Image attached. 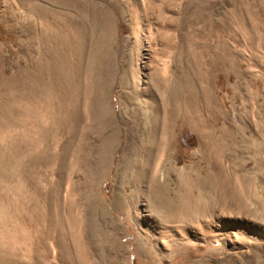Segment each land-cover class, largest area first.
Segmentation results:
<instances>
[{
	"label": "bare ground",
	"instance_id": "6f19581e",
	"mask_svg": "<svg viewBox=\"0 0 264 264\" xmlns=\"http://www.w3.org/2000/svg\"><path fill=\"white\" fill-rule=\"evenodd\" d=\"M44 1L47 3L45 8L31 6V4L28 8V12L33 11V15H39L41 22L39 35L35 33L32 38L33 44H40L42 50V56L36 61L34 71L26 76L19 74L20 76L12 80L4 78L0 72V89L11 88L16 93L13 96L10 95L11 97L7 95L3 100H0V264H101L99 258L97 259L96 254L93 253L97 248L99 250L100 244L95 248L92 243L88 244L85 239L87 223H64L62 217V210L65 209L70 218L71 205L74 206V203H71V198L65 202V194L68 197L73 190H78V188L81 194L85 191H82V188H88V191L92 189L96 175L99 176L103 173L100 169L101 163L107 166L106 162L107 164L112 162L110 152L114 151L118 144L119 131L116 128L114 133L107 132L108 135L103 138L99 148H95V144L92 143L95 128L90 127L91 119L87 127L81 126L85 123L80 124L81 118L79 116L82 114L78 115L80 106H77L79 100L77 101L75 86L78 82L74 84V78L70 77L69 71L74 67V63L73 66L70 64V57L74 49V37L77 36L75 26H77L78 21L74 16L67 13V9H72L74 6L77 14H81V20L85 12L88 13V11L96 8H92V3L87 0ZM182 1L144 0L150 6L147 9L142 6L143 3L134 0L137 7L136 11L140 12L141 20L146 22L143 25L147 29L145 31H148V37L146 36L147 38L143 40L144 44L141 47L143 51L141 63L135 65L129 60V67L123 72L125 77L128 80L132 79L131 81L134 83L130 97L125 94V97H129V100L126 98V101H130L134 107L130 113L128 112L130 122L127 124L128 130L121 145L125 157L123 163L127 164L130 171L129 185L132 186V190L129 193V201H123L124 197L118 196L115 198L114 207L130 210L127 215L137 232L134 240L135 249L139 256L143 254L149 260L152 259V250L154 249L161 260L173 263L177 257L185 253L184 251L190 245L200 244L211 247L208 251L210 255L228 257L220 260V264H264V218L261 222L255 220L256 209L254 211L252 208L249 197L253 193L251 190L254 189L250 186L251 179L238 174L229 175L227 173L225 170L227 167L222 164L221 159L228 150V146L221 142V138H216V132L212 129V131H206L205 134L212 136L211 141L200 140V156L202 160L211 164L210 173L206 177L202 178V173L197 165L191 168L187 166L179 168L173 162L174 153L172 152L175 146L173 145L172 133L178 112L181 110L195 114L199 111L201 113L212 112V108L208 106L210 104H207V89L203 86L199 88L192 86L188 69L183 72L182 81L175 80L177 77L172 78L173 75L170 77V74H163L164 71L161 73L162 68L160 71V68L155 65V68L152 66V70L148 69L150 65L149 63V66L147 65V61H152L150 59L152 57L151 37L148 38L150 33L151 36L152 33H155L151 31L158 32L166 48L175 51L176 37L174 34L179 29L189 27L191 18L187 15H189L188 8L190 5L183 7ZM196 1L201 5L194 19L201 21L209 15L213 2ZM237 4L238 1L235 2L233 11L237 21L242 23L246 20V15H249L248 18L250 19L255 18L256 15L252 12L242 13ZM249 7L251 8V5ZM100 9L98 7V10ZM133 11L132 14L136 21L137 13L135 10ZM104 13V26L108 31L111 29L110 25H113L114 17L109 9ZM169 13L177 15V17ZM154 20L155 26L153 25L154 22H151ZM104 41L106 45V38ZM110 43L107 45L108 49L104 55L103 66L106 70L112 65V60H114L112 58H115L113 52L109 51V46L112 44ZM135 45L137 44L135 43ZM180 55L181 62L183 63V60L186 62L187 53L181 52ZM194 62L198 65L197 75L199 77H197L200 78L204 75L200 66L202 63H200V59L196 58ZM99 64L100 62H98ZM148 71H150L152 78L153 84L150 83L151 85H149V81L145 80V76L149 74ZM57 73H60L58 78L61 76L62 79L58 87L57 108L53 112L44 110L45 118L41 122H37L35 114H32L29 109V105L23 104L22 96L24 93H28L30 89H37L36 91L41 94L45 93V100L47 103H51L52 95L47 93V90L54 86L50 78ZM103 83L101 81V84ZM190 84L191 88H189ZM98 89L96 91L98 96L95 93L96 96L92 97V94L89 93L86 99L97 120L102 124H110L113 122L111 121L113 117L111 118L110 105L104 94L99 95ZM89 90L91 89L88 88ZM139 97L149 99V102L142 100L145 105L143 106L145 112L141 113L143 114L141 116H149L147 120L139 117L141 112L140 104L137 103ZM159 98L162 99L161 102L164 101L165 105L160 104ZM19 112L21 113L18 114ZM195 116L197 118V115ZM113 124L111 125L114 126ZM36 129L41 132V141L44 147L41 150L42 153L39 152V154L41 153V158L39 157L41 160L38 161H35L34 157L36 156V159L38 157L37 151L41 142L38 143L34 139L33 130L36 131ZM200 130L202 134V129ZM53 144L59 149L53 150ZM37 145L38 147H36ZM69 159H71L70 162ZM26 160L28 162L33 160L30 167L24 166ZM164 163L168 165V168L166 173H161V165ZM10 164L13 167L12 174L10 173L12 177L7 176L5 171L7 165ZM36 164H40V168L43 169L41 171L43 174L38 175L39 177L37 174L36 177L35 174L32 175ZM80 165L87 172L83 183L78 176V166ZM96 170H100V172L97 173ZM173 176L175 177L174 180L171 179ZM38 178L42 179L38 181ZM169 179L175 182V188L169 187ZM41 181L45 183L44 191L39 187ZM26 182L33 186V192L30 194L25 192ZM232 184H235L236 188L234 187V189H238L236 192L229 190V186ZM3 187L6 188L5 192L10 191L9 194L1 193ZM207 189L211 192H208ZM249 192L251 193L249 194ZM261 204L264 206V200ZM261 210L264 211V209H257V211ZM114 229L118 234H122L119 228L115 227ZM69 239L70 244L67 242ZM217 242H222V246L216 249L214 244ZM111 245L113 244L107 243L103 247L107 248ZM111 248L113 249V247ZM244 249H250V252L237 254V251ZM71 250L74 257H70ZM136 250L134 251L136 252ZM120 256L122 255L120 254ZM123 256L125 255L123 254ZM194 264H208V262L197 258Z\"/></svg>",
	"mask_w": 264,
	"mask_h": 264
},
{
	"label": "rangeland",
	"instance_id": "374dc122",
	"mask_svg": "<svg viewBox=\"0 0 264 264\" xmlns=\"http://www.w3.org/2000/svg\"><path fill=\"white\" fill-rule=\"evenodd\" d=\"M87 1L89 3L91 2L92 8H96L97 10L93 9L88 11V13L85 12L84 15H82L83 18L81 20V14H77L74 6H72V9H67V13H69L71 16H74L78 21L77 26H75V34L77 36L74 37V49L72 51V55L70 53V64L73 66L74 63V67L71 70L69 69L71 75L70 77L74 78V84L78 82V84L75 85L77 89L76 97L78 96L77 101L79 100L77 102V106H80L79 108L77 107L79 113L77 114H82V117L79 116V118H81L80 124H85H82L81 126L87 127L88 124L92 122L90 127L95 128V139L94 136L92 138V143L95 144V148H99L100 143H102L104 140L103 138L108 135L107 132L110 131L109 133H114L116 132V128L117 131H119L117 141L120 146L117 144L114 151L110 152L112 162L109 164L106 162L105 164L107 166L101 163V168H99L103 173H101L99 176L96 175L95 184L92 189H89L88 191V188H82V191L85 190L86 192L84 191L81 194V192L78 191L80 190L78 188V190H73L72 194L68 195V197H66L67 194H65V202L71 198V203H74V206L71 205L70 218L69 213L65 209L62 210L63 222L87 223L85 239L88 244L92 243L95 248L100 244L98 246L100 251L97 248V251L94 250L93 253L96 254L97 259L99 258L101 264H194L197 258L207 261L208 264H220V260L228 257L212 254L210 255L208 251L211 249V247L200 244H197L196 246L190 245L188 248H186L187 250L184 251L185 253L177 257L173 263H170V261L161 260V257L158 256L156 253L157 251L154 249L152 250L153 256L151 260H149V258L143 254L139 256L137 250L135 249L134 240L136 238L137 232L135 231L136 229L133 222L131 223L129 221V217L127 215L130 210L128 211L127 208L122 210V208L118 209L114 207V201L118 196L121 198L124 197L123 201H129V193L132 190V186L129 185L130 171L127 164L123 163L125 157L121 145L125 140V134L128 130L127 124L130 122L129 113L134 107L130 104V101L128 102V98L130 97V92H132V86L134 83L131 81L132 79L128 80L123 72L128 69L130 63L129 60H131V62H133L135 65L141 63L143 52L141 47L144 44L143 40L148 37V31H145L147 29L143 24L146 22L141 20L140 12L138 13V11H136L137 7L134 0ZM137 1L143 3L142 6H144V8H150V6L145 3L144 0H142V2L141 0ZM207 1L213 2L212 7L209 11V15H207L204 20L201 19V21L200 19H194L201 3L199 4L196 0L182 1L183 7H186V5L188 7L190 5L191 7L188 8L189 15H187V17L191 18V22L188 24L189 27H186V29H179L174 34L176 37L175 51L166 48L163 40L161 39V35L158 32L155 30L151 31L155 32L152 33V36L150 33L148 38L150 39L151 37L152 57L150 59H152V61H147V65L149 63L150 66L148 65V69L150 70H152L151 68L153 67L155 68V66L160 68V71L162 68L161 73L164 71L163 74L165 75L170 74V77L173 75L172 78L175 76L177 78L174 79L178 81L183 80V72L188 69L192 86L194 85L197 88L203 86L207 89V104H210L208 106L212 108V112L201 113V111H199L197 114L190 111L186 113L182 110V112H178V115L174 121L172 133L173 145L175 146L174 150L172 149V153H174L173 162H175L179 168L184 166L191 168L197 165L199 166L198 168L202 173V178L206 177L210 173L211 164L202 160V157L200 156V140L202 139L201 141L204 140V142L211 141L212 136L205 133L208 130L215 131L216 138H221V142H224V144L228 146V150L225 152V154H223L224 156H222L221 159L222 164L227 167L225 168L227 173L229 175L238 174L245 178L251 179L250 186H252L254 189L251 190L253 191L252 194L249 192V197L252 202V208L254 211L256 209L255 213L257 216L254 215L256 217L255 220L261 222V220L263 221L264 218L262 217L264 216V211H257V209H264V206L261 204L264 200V0ZM236 1H238L237 5L241 8L242 13L252 12L256 15L255 18L250 19L248 18L249 15H246L247 18L242 23L237 21L235 19V13L233 12ZM30 4L31 6H37L39 8H45L47 5L44 0H0V69L2 68L0 72L1 75L8 80L15 79L20 75L26 76L31 71H34L36 61L42 56V50L40 48L41 45L38 43L33 44L32 41L35 33L36 35H39L41 22L39 15H33V11L28 12ZM250 5L251 8L249 7ZM96 6L101 9L98 10V7ZM131 8L137 13L135 16V18H137L136 21L132 14L134 11ZM107 9L111 11L114 17L113 25H110L111 29L108 31L104 26V12ZM174 15L172 14V16ZM175 16L177 17V15ZM22 22L26 25V27H24L25 25L23 26ZM151 22H154L153 25L155 26V20ZM140 26L142 27L140 28ZM235 27L238 28L236 29ZM104 31L106 32L104 33ZM157 34L160 36L159 38ZM105 38L107 42L106 45L104 41ZM109 43L111 44V46H109V51L113 52L115 58H112L114 59L112 60L113 63L106 70L105 66H103L104 55L108 49L107 45ZM135 43L137 45H135ZM78 52L79 54H77ZM181 52L187 53L186 62H184V60L183 63L181 62ZM137 55H139V57H137ZM195 58L200 59V63H202L200 66L204 75L200 78H198L199 76L197 75V71L199 69L196 62H194ZM98 62H100L99 65ZM148 72L149 74L145 76V80L147 82L149 81V85H151L153 84L152 78L150 71ZM60 73H57L55 76L53 75L50 78V80H52V84L54 85L51 87V89L47 90V93L52 95V98L50 99L51 103H47L45 100V93L41 94L40 92L36 91L37 89H30L31 91L28 90V93H24L22 96L24 99L23 104L29 105V109L32 114H35L37 122H41L45 118L43 112L44 110L53 112L57 108L59 97L58 87L60 80H62L61 76L58 78ZM101 81L102 83L104 82L106 84H101ZM192 86L190 84L189 88ZM100 87L101 89H98ZM88 88L91 90L88 91ZM97 89L99 90V95L104 94L107 97L108 103L110 105L112 112L111 118L113 117L111 119L113 122L110 124H102L97 120V117H95V114H93V109L90 108V104L86 99V96L89 93L92 94V97L96 96L98 94V92H96ZM95 93L96 95H94ZM13 94L16 93L11 88H7L5 90L0 89V100H3L5 97H7V95L8 97H11ZM125 94L129 97H125ZM43 98L44 100H42ZM126 98L128 99L127 101ZM142 100L144 102H149V99L146 97H139L137 101L141 108H139L141 111L139 117L143 120H147L149 116H141L143 115L141 113L145 112V109L143 108L145 105ZM161 100V98L158 100L160 104H162V106L165 105L164 101L161 102ZM20 113L21 112L18 114ZM195 115H197V118ZM193 118L195 121L198 120L197 122H200L194 123L195 121ZM94 119L97 121H94ZM95 123L97 126L99 124V126L97 127L94 125ZM111 127L114 130H111ZM198 128L202 129V134L200 132L201 130H198ZM99 130L100 132L102 130V133H100ZM33 132L35 137L33 138L37 140L38 143L41 142L39 147L38 145L36 146L38 147V157L37 159L36 156L34 157V160L38 161L41 158V150L44 148L41 141L42 135H40L41 132L37 131V129L36 131L33 130ZM52 149L58 150L59 147L53 144ZM39 152L41 153L39 154ZM70 160L71 159H69V162ZM32 161L29 160L28 162V160H26L24 166L30 167ZM10 165H7L5 171L7 172V176L12 177L11 174L13 167L12 164ZM40 166V164H36V167H34L36 170L33 169L34 172L32 175L35 174V177L36 174L37 176L43 174L41 172L43 169L40 168ZM78 167V176L80 177L81 183H83L85 182L84 178H86L87 172H85V168L81 167V165ZM161 167V173H166L168 165L164 163L161 165ZM96 172L98 173L100 170H96ZM41 179L38 178V181ZM171 179L174 180L175 177L173 176ZM171 179L168 180L169 187L175 188V182L171 181ZM205 183H207L206 180ZM230 186L229 190L231 192H236L238 190L234 189L235 184ZM32 187L33 186L30 183L26 182L25 192L27 194L32 193ZM39 187L42 191H44L45 183L41 181ZM4 188L5 187L2 188L4 192L1 189V193L4 195L9 194L10 191L7 193V191L5 192L6 188ZM207 191L211 192L209 189H207ZM95 220L96 222H94ZM115 227L119 228L122 233L121 235L115 231ZM123 240L124 242H122ZM67 242L70 244V239L67 240ZM107 243H111L113 245L104 248L103 246H105ZM221 246L222 242H217L214 244L216 249L220 248ZM111 247H113L114 250ZM133 249L136 250V252ZM122 250L124 251L122 252ZM242 252L248 253L250 252V249L237 251V254H241ZM120 254L122 256H120ZM123 254L125 256H123ZM70 257H74V254L72 253Z\"/></svg>",
	"mask_w": 264,
	"mask_h": 264
}]
</instances>
